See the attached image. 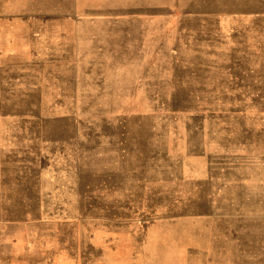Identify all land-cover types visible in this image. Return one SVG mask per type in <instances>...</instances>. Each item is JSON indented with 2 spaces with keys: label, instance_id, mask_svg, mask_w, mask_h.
I'll use <instances>...</instances> for the list:
<instances>
[{
  "label": "rangeland",
  "instance_id": "rangeland-1",
  "mask_svg": "<svg viewBox=\"0 0 264 264\" xmlns=\"http://www.w3.org/2000/svg\"><path fill=\"white\" fill-rule=\"evenodd\" d=\"M55 1L0 6L73 42L0 86V238L113 222L144 238L131 264H264V3L188 45L215 23L179 19L186 0Z\"/></svg>",
  "mask_w": 264,
  "mask_h": 264
},
{
  "label": "crops",
  "instance_id": "crops-1",
  "mask_svg": "<svg viewBox=\"0 0 264 264\" xmlns=\"http://www.w3.org/2000/svg\"><path fill=\"white\" fill-rule=\"evenodd\" d=\"M253 1V0H252ZM61 0L55 3H61ZM49 4L51 0H0L3 5H34ZM247 3L246 0H186L187 11L179 17H186L200 22L212 21V27L200 25L197 29L188 28L176 34L177 41L188 45H200L209 37L221 38V22L227 9L222 6ZM264 3L256 0L255 4ZM193 6V8H192ZM225 13V15H224ZM39 18L29 13H2L0 12V86L16 84L11 70L19 69V53L30 55L26 68H36L39 62H48L51 66L66 64L71 54L73 42L66 39V34L58 31L50 33L46 25ZM226 18V17H225ZM36 21L38 23H36ZM214 31L212 32L211 31ZM211 32H210V31ZM171 51H174L173 49ZM40 53L42 55H40ZM41 65V64H40ZM38 66V65H37ZM42 66V65H41ZM7 70H10L9 73ZM16 76V75H15ZM264 189V183L259 185ZM232 189V184L222 180V193ZM128 195V194H127ZM223 197V195H222ZM130 226V225H129ZM129 226L119 230L115 223H106L96 226L86 239H76L75 243L61 238L36 240L32 237L0 238V264H131L134 255L140 251L144 238L135 236ZM120 228V229H122ZM127 228V229H126ZM130 228V230H128ZM131 238L138 241L133 246ZM152 238V236H151ZM237 240V239H235ZM210 258V257H209ZM209 263V260L205 258ZM258 264V255L251 257Z\"/></svg>",
  "mask_w": 264,
  "mask_h": 264
}]
</instances>
